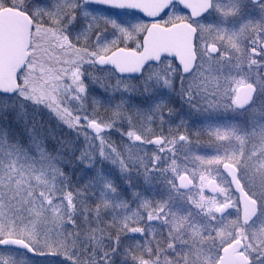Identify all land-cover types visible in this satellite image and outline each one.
I'll use <instances>...</instances> for the list:
<instances>
[{
  "label": "snow or ice",
  "instance_id": "6c2138e0",
  "mask_svg": "<svg viewBox=\"0 0 264 264\" xmlns=\"http://www.w3.org/2000/svg\"><path fill=\"white\" fill-rule=\"evenodd\" d=\"M0 264H264V0H0Z\"/></svg>",
  "mask_w": 264,
  "mask_h": 264
}]
</instances>
